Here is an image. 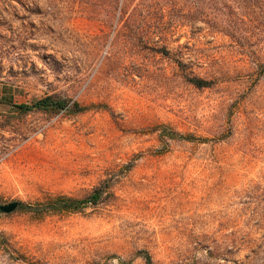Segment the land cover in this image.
I'll return each instance as SVG.
<instances>
[{
  "label": "rangeland",
  "instance_id": "374dc122",
  "mask_svg": "<svg viewBox=\"0 0 264 264\" xmlns=\"http://www.w3.org/2000/svg\"><path fill=\"white\" fill-rule=\"evenodd\" d=\"M100 189L0 264H264V0H0V205Z\"/></svg>",
  "mask_w": 264,
  "mask_h": 264
},
{
  "label": "trees",
  "instance_id": "16d2710c",
  "mask_svg": "<svg viewBox=\"0 0 264 264\" xmlns=\"http://www.w3.org/2000/svg\"><path fill=\"white\" fill-rule=\"evenodd\" d=\"M218 1V0H216ZM190 83L194 85V87L197 88H205L209 87L211 85V81L204 80L202 78L198 77H191L189 79ZM74 108L78 109L79 111L85 110L86 108H80L78 104L74 103ZM14 108L20 110L23 113H28L34 110L37 111H55L60 112L63 110L68 109L67 101L66 99L54 96V95H48L43 98H40L38 100L33 101L30 104H21L18 106H15ZM175 134V133H172ZM104 193V189H100L99 191H95L93 194H91L86 199H70V198H59L54 203L48 206H31V205H25L23 203H19V206L17 209L20 210H29L34 212H44L48 210H54V211H78V209L84 208V206L90 204V205H97L102 197V194ZM144 257L147 261H149L148 254H144Z\"/></svg>",
  "mask_w": 264,
  "mask_h": 264
},
{
  "label": "water",
  "instance_id": "95a60500",
  "mask_svg": "<svg viewBox=\"0 0 264 264\" xmlns=\"http://www.w3.org/2000/svg\"><path fill=\"white\" fill-rule=\"evenodd\" d=\"M19 203L17 201L10 202L8 204L0 205V212L5 214L12 213L18 208Z\"/></svg>",
  "mask_w": 264,
  "mask_h": 264
}]
</instances>
